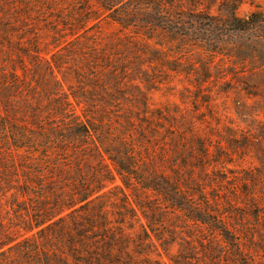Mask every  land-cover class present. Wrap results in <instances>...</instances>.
<instances>
[{
	"label": "trees",
	"instance_id": "trees-1",
	"mask_svg": "<svg viewBox=\"0 0 264 264\" xmlns=\"http://www.w3.org/2000/svg\"><path fill=\"white\" fill-rule=\"evenodd\" d=\"M94 2L122 29L133 25L132 18L141 20L135 27L146 39L141 45L147 55L165 44L163 34L176 38L173 53L195 36L208 45L210 39L237 38L227 54L246 56L264 71V11L239 16L245 0ZM80 3L67 27L69 46L47 58L38 38L23 42L20 26L21 18H41L35 8L51 10L52 2L0 0V264H161L151 257L154 239L163 243L151 216L156 207L136 189L207 226L245 264L235 232L210 208L217 193L206 187L215 183L221 151H211L193 122L152 107L146 95L151 80L141 75L143 55L121 51L128 44L139 51L138 43L85 37L99 16L91 14L89 0ZM246 172L233 196L253 208L257 180ZM116 175L123 187L114 183ZM196 196L198 204L191 201Z\"/></svg>",
	"mask_w": 264,
	"mask_h": 264
},
{
	"label": "rangeland",
	"instance_id": "rangeland-1",
	"mask_svg": "<svg viewBox=\"0 0 264 264\" xmlns=\"http://www.w3.org/2000/svg\"><path fill=\"white\" fill-rule=\"evenodd\" d=\"M47 1L52 2L51 10L35 8L41 13L39 17H42L21 18L23 23L20 27L23 42L31 36L38 38L40 49L45 50L46 57L49 58L54 53H64L62 49L69 46L73 37L69 35L67 27L74 22L70 17L82 3L81 0H44ZM94 1L89 0L92 5L88 8L92 11L91 14L99 18L89 23L88 27L91 28L85 33V37L95 33L103 37V40L127 39L129 43H138L139 51L130 48V44L121 51L127 57L134 55V52L143 55L140 58L143 62L141 75L150 79L152 86L146 91L149 103L152 107H165L173 116H181L193 122L195 133L211 145V151H221L223 163L216 168L215 183L206 187L209 193L212 194L211 187L217 193L215 199L211 200L210 208L215 207L222 224L235 232L238 253L244 263L264 264V231L261 227L264 217V82L259 80L264 78L262 67L254 68L257 64L248 62L246 56H242L244 60H240L233 54H227L226 48L236 43L237 38L210 39L212 41L208 45V42L195 36L185 41L181 52L173 53L170 46L176 38L172 36V39H167L166 34H163L165 46H155L158 50L156 55H147L149 50L141 45L146 39L135 27L141 24V20L132 18L135 21L133 25L122 29L110 19L109 14L99 10ZM245 1L237 10L239 16L243 17L253 9L264 11V0ZM103 40L99 39L101 43ZM155 41L158 39L149 41L150 47L154 46ZM148 61L151 64L147 65ZM251 76L252 79L249 78ZM238 78L245 82H238ZM243 172L256 176L255 192L259 198L253 208H249L252 205H243L241 197L235 201L236 197L233 196L237 189L234 184L239 182ZM115 177L114 183L123 187L120 178L117 175ZM124 190L127 194L131 192L130 189ZM135 193L147 204H154L156 207V212L151 216L155 219V229L163 243L160 245V240L153 238L156 246L155 251L151 248L154 251L151 254L153 259L161 264L243 262L241 260L239 263L236 252L222 243L207 226L189 222L181 211L168 207L154 193L145 195L140 189H136ZM113 194L120 195L117 190ZM131 197L129 195V201L132 200ZM191 201L196 204L201 202L197 196ZM114 210L125 212L120 206ZM136 210L140 221L145 225V218L137 208ZM242 228L250 232L242 233ZM135 229L138 230L137 224Z\"/></svg>",
	"mask_w": 264,
	"mask_h": 264
}]
</instances>
